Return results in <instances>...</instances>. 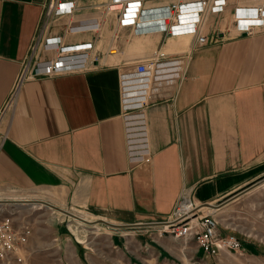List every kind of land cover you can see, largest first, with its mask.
I'll return each mask as SVG.
<instances>
[{"label": "crops", "instance_id": "obj_1", "mask_svg": "<svg viewBox=\"0 0 264 264\" xmlns=\"http://www.w3.org/2000/svg\"><path fill=\"white\" fill-rule=\"evenodd\" d=\"M74 1L44 25L49 0H0V119L15 92L0 129V192L40 199L31 195L57 190L85 219L146 222L166 219L185 192L215 202L264 175V15L250 31L236 17V7L264 0L176 13L170 22L179 27L169 31L162 17L179 0H143L139 27L122 25L112 0ZM38 34L37 63L57 54L44 44L60 36L63 44L92 42L87 64L31 71L15 89ZM157 48L183 57L182 75L126 110L120 71ZM249 192L205 211L221 216ZM165 230L113 229L153 249L147 264H264V229L216 254Z\"/></svg>", "mask_w": 264, "mask_h": 264}, {"label": "built area", "instance_id": "obj_2", "mask_svg": "<svg viewBox=\"0 0 264 264\" xmlns=\"http://www.w3.org/2000/svg\"><path fill=\"white\" fill-rule=\"evenodd\" d=\"M143 0H112V6H119L121 10L120 23L136 25L139 27L140 18L139 8ZM227 0H179L170 3L165 10V16L162 17L160 26L169 31L179 27L171 21V18L176 16V13L196 9L198 11H220L226 5ZM74 0H50L48 10L52 13L71 11L74 7ZM260 12V13H259ZM264 15V1L262 4L254 6L236 7L237 24L241 31L251 30L252 22L262 21ZM166 19L168 21L166 22ZM72 29V26H70ZM199 29H197L198 31ZM40 33V32H39ZM36 36L35 44H31L33 50L29 56H34L35 51H38V41ZM197 41L203 43L206 41V35L197 33ZM46 47L53 46L57 50V54L50 58L46 63L36 62V66L30 71L27 70L29 62H24L17 85L30 74L31 71H55L66 68H76L87 64L89 56L88 49L93 46L92 42H80L77 44H63L60 36L53 39H48ZM30 57V58H31ZM184 59L180 55L169 56L161 48L155 49L154 52L145 56L141 61L125 70L120 71V88L121 101L125 109H132L142 106L147 98L155 94L163 85L174 84L178 82L182 75V65ZM15 96V92L7 99L4 105L5 109L10 107ZM4 109V110H5ZM191 198V197H190ZM186 196L182 194L175 204L174 211L166 218L168 222L164 228L171 231L174 236H184L191 238L195 236L198 245L208 253L216 254L222 247L233 250L240 249L242 246L241 240L237 235L233 234H217L218 220L211 212L202 211L199 206H194V200L191 198L190 209H184L183 203L186 201ZM190 200V199H189ZM13 216L5 215L0 217V255L7 256L17 244L26 242V238L30 229L27 226H22L21 229H15L13 226Z\"/></svg>", "mask_w": 264, "mask_h": 264}, {"label": "rangeland", "instance_id": "obj_3", "mask_svg": "<svg viewBox=\"0 0 264 264\" xmlns=\"http://www.w3.org/2000/svg\"><path fill=\"white\" fill-rule=\"evenodd\" d=\"M48 7L49 3L43 13L44 25L49 24L54 17ZM35 41L36 39L34 44ZM32 51L25 58L29 62L28 71L36 65L37 50L31 57L29 55ZM9 109L7 107L4 110L5 120ZM2 118L0 129L3 130L6 122ZM34 193L31 196L42 197L70 208L57 190H40ZM5 195L18 196V193L15 190L0 192L1 197H6ZM229 207L231 208L227 212H220L221 216L214 215L218 220V235L233 234L243 238L247 233L256 234L259 229L263 231L264 223L259 220L264 218V184L252 188L249 193L229 204ZM10 214L14 218L15 229H21L22 225L27 226L30 232L25 243L17 244L7 256L0 255V264H147V256L153 251L145 246L144 240H136L122 231L115 232L107 224H84L44 204L0 203V217ZM165 231L173 236L171 231ZM191 237L197 242L195 236ZM76 249L80 251V255Z\"/></svg>", "mask_w": 264, "mask_h": 264}, {"label": "water", "instance_id": "obj_4", "mask_svg": "<svg viewBox=\"0 0 264 264\" xmlns=\"http://www.w3.org/2000/svg\"><path fill=\"white\" fill-rule=\"evenodd\" d=\"M264 179V177H260V178H256L252 181H250V183L238 188L237 190H235V192L230 193L222 198H220V200H216L215 202H209V201H205L202 203V205H207V206H211V207H220L222 204L228 203L230 201H232L233 199H235L237 196L245 193L247 190H250V188L254 185H257L258 183H260V181ZM25 200H30V199H25ZM25 200L22 199H12L10 198H3L0 199V203H10V202H23ZM37 200V199H36ZM37 201H42L44 203H46L47 205H49L50 207L56 208L58 210H61L63 212H65L66 214L69 215H73L89 224H94V223H104L107 224L109 227L113 228V229H131V228H146V227H161V226H165L168 222L166 221V219H161V220H149L146 222L143 221H131V222H113L110 221L108 219H106L105 217H98L94 220H89V219H84L82 216L78 215L77 213H75L72 210H68L66 208H63L62 206L58 205V204H54L50 201H47L45 199L40 198V200Z\"/></svg>", "mask_w": 264, "mask_h": 264}, {"label": "bare ground", "instance_id": "obj_5", "mask_svg": "<svg viewBox=\"0 0 264 264\" xmlns=\"http://www.w3.org/2000/svg\"><path fill=\"white\" fill-rule=\"evenodd\" d=\"M262 184H264V179H262L261 181H260V183H258L257 185H254V186H252L250 189H252V188H254V187H257V186H259V185H262ZM250 190H247L246 192H249ZM184 195L186 196V201L183 203V208L184 209H190V202H191V198H190V196H189V192H185L184 193ZM13 199V198H12ZM27 199H30V200H25V199H22V200H25V201H23V202H13V203H30V204H33V205H42V204H44L45 206H48V207H50L49 205H47L46 203H44V202H42V201H37V200H40V199H32V198H27ZM190 199V200H189ZM194 203H196V205L195 204H193L194 206H199V208L202 210V211H205V210H210V209H214V207H211V206H207V205H202V203L203 202H196V201H194ZM50 208H52L54 211L55 210H57V211H59V212H62V213H64V214H66L65 212H63V211H61V210H58V209H56V208H53V207H50ZM66 215H68V216H71L72 218H74L75 220H78L79 222H81V223H84V224H86L87 222H85V221H83V220H81V219H79V218H77V217H75V216H73V215H69V214H66ZM70 217V218H71ZM90 218V219H89ZM89 218H87V219H89V220H94V219H92L91 217H89ZM85 219V218H84Z\"/></svg>", "mask_w": 264, "mask_h": 264}]
</instances>
